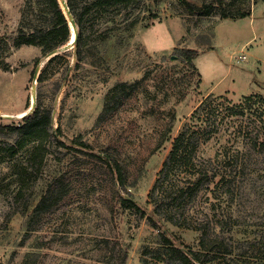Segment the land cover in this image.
Here are the masks:
<instances>
[{"label": "rangeland", "instance_id": "374dc122", "mask_svg": "<svg viewBox=\"0 0 264 264\" xmlns=\"http://www.w3.org/2000/svg\"><path fill=\"white\" fill-rule=\"evenodd\" d=\"M72 1L69 15L59 0L72 33L81 21V53L62 46L67 62L39 81L48 55L14 42L23 20L53 28L55 13L0 0V264H185L178 249L200 257L190 264H264V0H184L205 15L179 0ZM180 49L199 53L194 66ZM206 99L217 112L203 131L191 115ZM36 109L51 116L39 136L24 122ZM187 127L196 151L163 180Z\"/></svg>", "mask_w": 264, "mask_h": 264}, {"label": "trees", "instance_id": "16d2710c", "mask_svg": "<svg viewBox=\"0 0 264 264\" xmlns=\"http://www.w3.org/2000/svg\"><path fill=\"white\" fill-rule=\"evenodd\" d=\"M185 7H187L190 10H199L198 12L200 14L205 15L207 11H201L198 7L185 2L184 0H179ZM130 2V0H93L89 5L90 6H97V5H103V4H110L114 6L124 5ZM48 4L50 5L51 9L55 13V26L53 28H44L41 26L36 25H30V23L26 24L23 20V25L18 30V37L15 39L14 46L16 49L21 48L23 46H40L42 48L43 56H47L52 51H57L62 46H65L69 43L71 38V28L69 25V21L60 5L59 0H48ZM67 5L72 12H74V5L72 0L67 1ZM194 12V11H193ZM222 18H245L248 15L246 13H231L227 12L226 10H223L221 12ZM26 21V20H25ZM75 21L77 24V27H80L81 21L79 18L75 17ZM83 40V35L80 31H78V38L77 42L75 43L78 54L80 55V46ZM179 53V58H181L183 61L191 64L194 66V62L198 57V52L192 49H180L176 51ZM40 59L36 60L35 64L38 66L40 63ZM67 62L66 55H60L57 54L50 58L44 68L42 69L39 81H44L48 78H50L52 75L56 73V71ZM37 68V67H36ZM36 69L33 72V75L35 74ZM126 84H119L116 86L115 90L112 92H116V89H120L119 93H123L126 88ZM136 86V84L134 85ZM114 96V95H113ZM251 100V98L248 97L247 101ZM120 107V103L118 102L115 109H118ZM237 106H234L230 108L231 111L236 112L235 110ZM201 111V112H200ZM111 113L109 111V105H105L103 114L101 118H104V116L107 115V113ZM216 107H214L213 102L210 100H204L200 104V106L197 108L195 112H193V115H191V120L200 121V124L198 125V129L201 130H207V126L205 121H210L213 117L216 116ZM240 112H244L242 110ZM200 113V114H199ZM196 115V116H195ZM205 119V120H204ZM47 122L49 126L51 125V116L49 114H42L39 109H36L32 114L26 116L24 118V122L29 124L28 126L30 128H33L31 131V134L33 136H39L42 131H40V126ZM191 130V128L185 129L173 142L172 150L170 152V156L167 162L164 163V169L162 170L164 179L163 180H169V178L179 169H182L183 166L189 165V162L191 160V153L196 151V142L198 139L194 141L193 137L194 135L189 136L188 138L185 137L186 133ZM60 132V129H57L56 131L52 130V135L54 138L58 139V134ZM197 134V133H196ZM75 144L77 146L87 148L89 149V145L87 143L83 142L81 137L76 139ZM108 161V166L110 168V171L113 175L116 176V182L121 188L126 189V179H125V168L123 165L118 161V159L110 154L107 153L105 155ZM175 171V172H174ZM56 187V184H51L47 190V192L43 195L41 201L39 202L36 211H39L42 209L43 205L46 203L48 198L50 197V194L52 193V190ZM121 196V201L124 203V205L127 208H134L138 212L142 214V216H145V211L141 209L138 204L130 197V195ZM152 220V219H151ZM154 221V220H153ZM179 253L182 254V259L184 260L185 264H190L192 262H199L200 257L195 254H191L190 257L187 256L181 249H178Z\"/></svg>", "mask_w": 264, "mask_h": 264}, {"label": "water", "instance_id": "95a60500", "mask_svg": "<svg viewBox=\"0 0 264 264\" xmlns=\"http://www.w3.org/2000/svg\"><path fill=\"white\" fill-rule=\"evenodd\" d=\"M62 3L64 5L65 9L67 10L68 14L71 15V12L69 10L67 2L65 0H62ZM70 24H71V27L73 29V34H71L70 41H69L68 45L63 48V50L70 49L77 42L78 29H77L76 21L73 17L70 18ZM57 54H58L57 51H52L51 53L48 54V58L50 59ZM37 73H39L38 68L36 69L35 77L37 76ZM34 106H35V97H33L32 108H34ZM24 116H26V114Z\"/></svg>", "mask_w": 264, "mask_h": 264}, {"label": "built area", "instance_id": "2783aa9c", "mask_svg": "<svg viewBox=\"0 0 264 264\" xmlns=\"http://www.w3.org/2000/svg\"><path fill=\"white\" fill-rule=\"evenodd\" d=\"M240 58L241 60H246L247 56L243 54Z\"/></svg>", "mask_w": 264, "mask_h": 264}, {"label": "crops", "instance_id": "0c3cea01", "mask_svg": "<svg viewBox=\"0 0 264 264\" xmlns=\"http://www.w3.org/2000/svg\"><path fill=\"white\" fill-rule=\"evenodd\" d=\"M203 82H204V78H203Z\"/></svg>", "mask_w": 264, "mask_h": 264}, {"label": "bare ground", "instance_id": "6f19581e", "mask_svg": "<svg viewBox=\"0 0 264 264\" xmlns=\"http://www.w3.org/2000/svg\"><path fill=\"white\" fill-rule=\"evenodd\" d=\"M73 34V33H72Z\"/></svg>", "mask_w": 264, "mask_h": 264}]
</instances>
